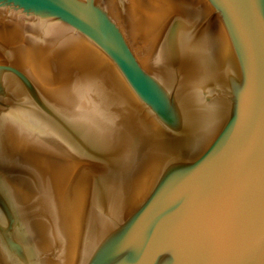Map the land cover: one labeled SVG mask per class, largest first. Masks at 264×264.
Listing matches in <instances>:
<instances>
[{
	"label": "water",
	"instance_id": "water-1",
	"mask_svg": "<svg viewBox=\"0 0 264 264\" xmlns=\"http://www.w3.org/2000/svg\"><path fill=\"white\" fill-rule=\"evenodd\" d=\"M0 264H264V0H0Z\"/></svg>",
	"mask_w": 264,
	"mask_h": 264
}]
</instances>
